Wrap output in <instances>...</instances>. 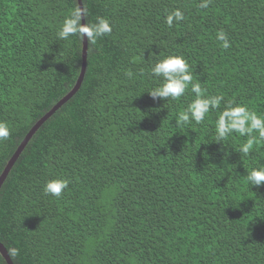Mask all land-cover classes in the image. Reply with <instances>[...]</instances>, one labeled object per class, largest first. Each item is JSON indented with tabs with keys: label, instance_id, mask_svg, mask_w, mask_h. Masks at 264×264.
<instances>
[{
	"label": "trees",
	"instance_id": "obj_1",
	"mask_svg": "<svg viewBox=\"0 0 264 264\" xmlns=\"http://www.w3.org/2000/svg\"><path fill=\"white\" fill-rule=\"evenodd\" d=\"M78 0H0V177L33 127L76 86L84 40L57 32ZM88 41L79 91L33 136L0 189V243L14 264H264V141L216 142L225 105L264 117V0H82ZM184 20L168 26L174 10ZM223 30L229 48L217 39ZM182 56L205 96L202 123L177 127L195 99L153 100L151 66ZM131 73V75H129ZM258 137V133H253ZM66 179L59 197L44 192ZM0 264H7L0 254Z\"/></svg>",
	"mask_w": 264,
	"mask_h": 264
},
{
	"label": "clouds",
	"instance_id": "obj_2",
	"mask_svg": "<svg viewBox=\"0 0 264 264\" xmlns=\"http://www.w3.org/2000/svg\"><path fill=\"white\" fill-rule=\"evenodd\" d=\"M211 0H200L199 7L207 8ZM88 11L86 8L77 3L64 19L62 26L57 32V37L61 40H67L70 37L77 36L81 39L95 43L99 37L110 34L112 28L109 20L98 17L94 23H82L87 21ZM184 14L179 9L174 10L165 18L168 26H172L174 20L179 22L184 20ZM217 39L223 42L224 48H229L230 43L227 34L221 30L217 33ZM150 74L156 78H162L160 86L155 87L147 92L153 100H179L185 95L186 90L191 85V92L194 94L193 99L187 107L179 112L175 118V125L183 127L184 125L195 122L202 123L206 116L212 110L220 108L224 99L222 95L205 96L200 83L193 82L192 73L189 70L188 62L179 55H169L156 63L150 68ZM131 75V73H129ZM216 142L221 143L232 134H238L240 137H247L245 143L240 146L239 151L247 155L253 148L254 143L264 141V117L258 116L255 112L250 111L246 106L233 105L229 102L219 113L215 120ZM258 133V137L253 135ZM9 129L6 123L0 122V140L9 136ZM246 181L251 186H264V167L251 170ZM66 179H51L44 185V192L54 197H59L67 187ZM8 255L14 257L17 255L15 249L8 250Z\"/></svg>",
	"mask_w": 264,
	"mask_h": 264
},
{
	"label": "water",
	"instance_id": "obj_3",
	"mask_svg": "<svg viewBox=\"0 0 264 264\" xmlns=\"http://www.w3.org/2000/svg\"><path fill=\"white\" fill-rule=\"evenodd\" d=\"M79 4L81 7H83V3L82 0H78ZM84 8V7H83ZM85 20H82V23H85ZM82 58H83V64H82V72L81 75L79 77V80L76 84V86L74 87V89L67 95L65 96V98H63L58 104L57 106H55V108L49 112L46 116H44V118H42L34 127L33 129L30 131V133L26 136V138L24 139V141L22 142V144L19 146V148L17 149V151L15 152V154L13 155V157L11 158V160L8 162L3 174L0 177V189L2 188L3 184L5 183V181L7 180L8 176L10 175L11 171L13 170L14 166L16 165L18 159L20 158V156L22 155V153L24 152V150L26 149L27 145L29 144V142L31 141V139L33 138V136L36 134V132L41 128V126L50 118L53 116V114L60 108L62 107L65 103H67L80 89L82 83H83V79L85 77V73H86V68H87V58H88V41L85 38L84 42H83V51H82ZM0 254L2 255V257L4 258V260L6 261L7 264H14L10 258V256L8 255V251L6 250V248L0 243Z\"/></svg>",
	"mask_w": 264,
	"mask_h": 264
}]
</instances>
